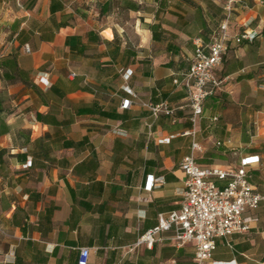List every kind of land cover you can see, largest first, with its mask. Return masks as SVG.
Segmentation results:
<instances>
[{
    "label": "crops",
    "instance_id": "obj_1",
    "mask_svg": "<svg viewBox=\"0 0 264 264\" xmlns=\"http://www.w3.org/2000/svg\"><path fill=\"white\" fill-rule=\"evenodd\" d=\"M224 22L222 83L193 125L195 39ZM143 102L182 108L154 118ZM192 129L202 165L257 156L264 194V0H0V264H78L82 247L87 264H196L173 230L136 245L182 205ZM245 216L209 264H264V200Z\"/></svg>",
    "mask_w": 264,
    "mask_h": 264
},
{
    "label": "built area",
    "instance_id": "obj_2",
    "mask_svg": "<svg viewBox=\"0 0 264 264\" xmlns=\"http://www.w3.org/2000/svg\"><path fill=\"white\" fill-rule=\"evenodd\" d=\"M225 10H231V1L225 5ZM248 38L243 33L236 36L239 42ZM227 23L221 24L219 31L204 44L200 38L195 39V50L185 77L188 89V106L190 120L196 125L203 112V103L207 96L214 92L222 83L216 75V68L221 64L227 50ZM132 94V92H129ZM131 103L124 98L122 108ZM152 117L160 115L176 119L175 111L179 107H170L166 102H143ZM212 120H217L213 117ZM183 135L193 137L190 153L180 162V169L185 175L184 200L180 208L170 211L166 216L160 214L158 224L142 234L136 245L151 247L157 235L162 231L173 230V241L176 246L187 243L194 245V260L196 264H209L216 249V239L238 233L242 234L251 228L255 217L245 216V212L257 208L264 200V194L256 191L250 181L248 166L257 161V156L242 159L240 165L233 168H222L217 165H202L198 163L196 153L203 150L202 145L195 140V131H184ZM168 141L169 139H163ZM218 181H224L219 185ZM155 179L149 177L147 188L154 185ZM89 248L82 247L78 264H87Z\"/></svg>",
    "mask_w": 264,
    "mask_h": 264
}]
</instances>
